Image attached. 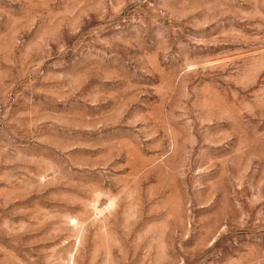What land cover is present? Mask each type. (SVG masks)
<instances>
[{
    "label": "rangeland",
    "instance_id": "rangeland-1",
    "mask_svg": "<svg viewBox=\"0 0 264 264\" xmlns=\"http://www.w3.org/2000/svg\"><path fill=\"white\" fill-rule=\"evenodd\" d=\"M0 264H264V0H0Z\"/></svg>",
    "mask_w": 264,
    "mask_h": 264
}]
</instances>
